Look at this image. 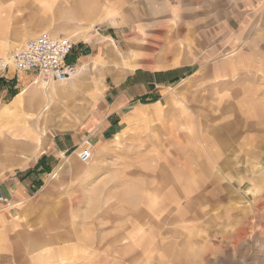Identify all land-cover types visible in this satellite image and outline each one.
<instances>
[{
    "label": "rangeland",
    "instance_id": "374dc122",
    "mask_svg": "<svg viewBox=\"0 0 264 264\" xmlns=\"http://www.w3.org/2000/svg\"><path fill=\"white\" fill-rule=\"evenodd\" d=\"M74 3L31 0L25 11L32 13V23L46 24L39 33L46 30L73 40L71 57L81 70L66 84L99 85L94 110L104 111L108 66L115 62L100 59L101 41L81 58L86 51L81 40L110 23L105 19L106 4L119 18L125 13L141 15L160 2L88 0L84 11L71 9ZM189 14V9L181 11L177 20L192 18L190 26L178 25L165 35L141 33L140 44L117 42L123 54L142 53L134 56L141 64L131 70L140 65L173 66L175 55L180 64H187L167 85L186 94L175 106H185L188 115L178 114L180 109L167 102L164 121H133L121 144L110 139L99 147L88 136L82 138L44 186L22 199L17 212L0 217V264H264V33L247 28L239 33L214 32L218 25L199 24ZM230 24L237 29L235 19ZM188 27L191 32L184 30ZM159 39L161 44L155 42ZM36 71H27L22 78L19 74L20 85L33 81ZM9 96L4 91L0 99ZM91 114L61 124L42 123L41 129H81ZM174 136L182 143H173ZM87 141L93 158L83 163L78 152ZM30 159L34 163L35 155ZM1 170L8 172L7 167ZM114 202L139 210V247L132 234L137 215L127 220L129 210L106 206ZM11 203L0 192V204ZM108 207L115 220L102 216ZM104 236L113 243L110 249ZM87 237L92 244L84 241ZM77 240L81 246L72 245ZM29 242L30 257L18 261L21 256L14 257L15 252H24Z\"/></svg>",
    "mask_w": 264,
    "mask_h": 264
},
{
    "label": "crops",
    "instance_id": "0c3cea01",
    "mask_svg": "<svg viewBox=\"0 0 264 264\" xmlns=\"http://www.w3.org/2000/svg\"><path fill=\"white\" fill-rule=\"evenodd\" d=\"M16 1L18 0H0V53H10L35 37L33 35L46 31L39 33L46 24L42 21L32 23V13L25 11L27 7L31 8V0H19L18 3ZM201 1L159 0L158 8H151L141 15L125 13L119 18L113 16L115 14L113 6L105 5V19H109L110 23L106 24L104 30L99 29L95 34L81 40V45L86 50H83L84 54L81 58L87 56V51L93 50L97 47V42L101 41L102 44L98 45L101 51L100 59L109 63L115 62L108 66L110 83L105 93L108 100L104 111L94 110L101 89L97 84L87 81L76 82L77 84L56 81L45 83L39 71H36L37 76L33 81L20 85L18 75L20 74L22 78L23 75H27V71L16 72L9 69L6 72H0V96L4 91L7 94L10 92L9 98L4 101L0 99V174L3 173L1 169L8 168V172L2 174L5 178L0 181V192L12 201L11 206L0 204V217L4 218L17 212L22 199H26L44 186L50 172H53L56 166L76 151L85 136L89 137L93 145L99 147L105 146L110 139L116 144H121L130 123L151 119L164 121L168 111L163 105L168 102L172 104L171 107H174L178 102H182L181 99L186 94L168 85L180 76L184 71L181 68L187 64H180V58L175 55L173 66L159 69L140 65L131 70L136 65L135 63L141 64L138 57L134 58L138 53L131 51L129 54H123L117 42L121 41L127 46L132 43L140 44L142 42L141 33L165 35L171 29L175 30L178 25L190 26L192 18L183 20V23L177 20L179 12L186 9L191 11L189 15L195 17L199 24L205 21L218 25V28L213 30L214 32L239 33L247 28V31L264 33V0H203L202 3ZM87 2L88 0H75L71 9L84 11L87 8L85 7ZM224 11L228 12L226 18L222 16ZM232 19L238 23L237 29L231 28ZM106 29L107 32H105ZM184 30L191 32L190 27ZM201 30L204 31V28ZM155 42L160 43V39ZM72 54L68 62L75 64L77 69L81 70L76 58L71 57ZM138 55L142 57V53ZM177 55L180 57L179 54ZM15 79H18L19 86H16ZM33 90L42 93L41 95L35 94ZM174 108L175 110L180 109L178 114L182 112L188 115L185 106L180 105ZM90 112H92L91 117L81 129L67 128L64 129L65 131L55 129L49 132L45 128L41 129L42 123L61 124L65 120L82 118ZM100 113H103L102 121L99 120ZM175 121L173 119L171 122ZM53 131L56 132L53 133ZM50 134H53L52 138H48ZM173 143L181 144L182 142L174 136ZM34 155L36 159L33 163L30 157ZM236 158L238 159L239 156ZM121 205L122 202H114L106 206L121 208L123 212L129 210ZM110 211V207L103 209L102 216L113 217L115 220ZM128 214L131 217L127 220L137 215L135 230L132 234L136 246L139 247L142 227L136 228V226L142 224L141 214L137 209L129 210ZM165 217L161 218L162 221H165ZM75 219L76 222L81 220V218ZM152 229L151 232L154 233V228ZM190 232L192 234V229ZM88 239L84 241L88 242ZM102 241L106 242L105 246L109 249L113 244L107 236H104ZM79 242L80 240H77L72 245L81 246ZM16 255L21 256L18 261L27 260L31 255V242L24 252L20 254L15 252L14 257ZM50 255L52 254L49 252Z\"/></svg>",
    "mask_w": 264,
    "mask_h": 264
},
{
    "label": "built area",
    "instance_id": "2783aa9c",
    "mask_svg": "<svg viewBox=\"0 0 264 264\" xmlns=\"http://www.w3.org/2000/svg\"><path fill=\"white\" fill-rule=\"evenodd\" d=\"M74 42L65 36H56L42 32L28 40L23 46L6 55L0 56V71L13 69L16 72L38 70L45 82H67L78 72L75 64L68 58L74 49ZM89 141L78 152L81 162L89 163L93 158V149Z\"/></svg>",
    "mask_w": 264,
    "mask_h": 264
},
{
    "label": "bare ground",
    "instance_id": "6f19581e",
    "mask_svg": "<svg viewBox=\"0 0 264 264\" xmlns=\"http://www.w3.org/2000/svg\"><path fill=\"white\" fill-rule=\"evenodd\" d=\"M45 83H46V82H45ZM108 215H109V213H108ZM134 236H136V234H134ZM105 239H106V238H105ZM87 241H88V242H87L88 245H90V244L93 243V241H92L91 239H88ZM70 249H71V248H70ZM72 249H73V248H72ZM82 250H83V248H82ZM84 250H85V249H84ZM84 250H83V251H84ZM87 250H88V249H87ZM98 250H99V249H98ZM49 252H50V251H49ZM70 252H71V251H70ZM78 253H79V252H78ZM88 253H89V252H88ZM72 254H73V253H72ZM42 255H43V254H42Z\"/></svg>",
    "mask_w": 264,
    "mask_h": 264
}]
</instances>
